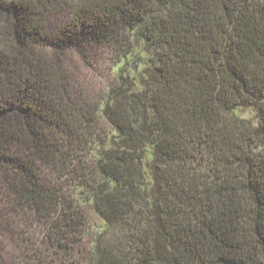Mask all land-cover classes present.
I'll return each mask as SVG.
<instances>
[{
    "label": "trees",
    "instance_id": "1",
    "mask_svg": "<svg viewBox=\"0 0 264 264\" xmlns=\"http://www.w3.org/2000/svg\"><path fill=\"white\" fill-rule=\"evenodd\" d=\"M0 193L8 264H264V0H0Z\"/></svg>",
    "mask_w": 264,
    "mask_h": 264
},
{
    "label": "rangeland",
    "instance_id": "2",
    "mask_svg": "<svg viewBox=\"0 0 264 264\" xmlns=\"http://www.w3.org/2000/svg\"><path fill=\"white\" fill-rule=\"evenodd\" d=\"M61 19L59 16H54L52 18L53 25H59ZM96 57L97 54L93 53L90 55V57ZM100 57V54H98V59ZM93 63H95L96 68L95 70H89L87 81L95 90H99L101 85L104 84V81H107L109 78V70L108 67L104 64L96 63V59L91 60ZM245 115L247 117H252L253 113L251 110H248L245 112ZM6 207L4 204V198L3 195L0 193V264H8L10 263V256L13 252L11 247V239L10 236L12 234V226L10 225V221L8 218V214L6 213ZM92 219L95 222H99V218H97L95 215L92 216ZM57 262V261H56ZM54 261L51 257L48 258L47 262L44 264H52ZM25 264V263H24Z\"/></svg>",
    "mask_w": 264,
    "mask_h": 264
}]
</instances>
